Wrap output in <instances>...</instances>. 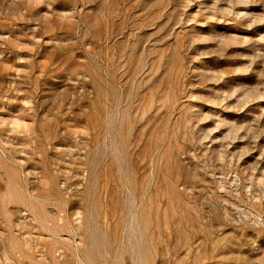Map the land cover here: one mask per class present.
I'll list each match as a JSON object with an SVG mask.
<instances>
[{
  "label": "rangeland",
  "instance_id": "rangeland-1",
  "mask_svg": "<svg viewBox=\"0 0 264 264\" xmlns=\"http://www.w3.org/2000/svg\"><path fill=\"white\" fill-rule=\"evenodd\" d=\"M0 264H264V0H0Z\"/></svg>",
  "mask_w": 264,
  "mask_h": 264
}]
</instances>
